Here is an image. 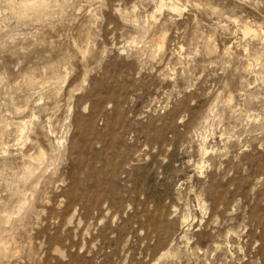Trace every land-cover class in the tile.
Returning a JSON list of instances; mask_svg holds the SVG:
<instances>
[{
  "label": "rangeland",
  "instance_id": "obj_1",
  "mask_svg": "<svg viewBox=\"0 0 264 264\" xmlns=\"http://www.w3.org/2000/svg\"><path fill=\"white\" fill-rule=\"evenodd\" d=\"M159 1L0 0V264H264V0Z\"/></svg>",
  "mask_w": 264,
  "mask_h": 264
},
{
  "label": "bare ground",
  "instance_id": "obj_2",
  "mask_svg": "<svg viewBox=\"0 0 264 264\" xmlns=\"http://www.w3.org/2000/svg\"><path fill=\"white\" fill-rule=\"evenodd\" d=\"M26 1H28V0H25V2ZM45 1V0H44ZM32 2V1H31ZM33 2H36V3H41V2H43V0H33ZM22 4V3H21ZM33 4V3H32ZM43 4V3H42ZM25 5H27V3L25 4ZM164 6H166L168 9H170V10H178V8L179 7H177L174 3H164L163 2V0H160L159 1V7H164ZM243 31H244V33H248V32H250L251 31V29L249 28V27H246V26H244V28H243ZM261 31V30H260ZM227 52V51H226ZM214 53V52H213ZM225 53V52H224ZM52 95V94H51ZM230 100V99H229ZM225 104V103H224ZM228 104V103H227ZM26 121L25 122H22V130H20L21 132L24 130V128H26ZM54 146V145H53ZM203 146V145H202ZM205 148V147H204ZM204 152L206 153L207 151H206V149H204ZM40 156H42L43 155V152H41V154H39ZM33 159H39V156H37V157H35V158H33ZM202 163V162H201ZM24 204H22V208L24 207L23 206ZM20 207V209L22 210V208ZM19 210V209H18ZM16 211V210H15ZM188 218V217H187ZM5 219V218H4ZM9 219V218H8ZM5 221V220H4ZM5 247V246H4ZM8 247V246H7ZM9 248V247H8ZM1 252V251H0Z\"/></svg>",
  "mask_w": 264,
  "mask_h": 264
}]
</instances>
